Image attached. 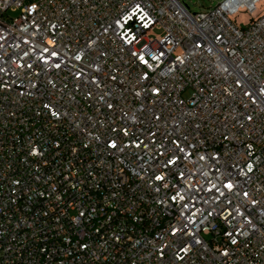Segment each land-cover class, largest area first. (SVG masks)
Segmentation results:
<instances>
[{
    "label": "built area",
    "instance_id": "obj_1",
    "mask_svg": "<svg viewBox=\"0 0 264 264\" xmlns=\"http://www.w3.org/2000/svg\"><path fill=\"white\" fill-rule=\"evenodd\" d=\"M0 264H264V0H0Z\"/></svg>",
    "mask_w": 264,
    "mask_h": 264
},
{
    "label": "rangeland",
    "instance_id": "obj_2",
    "mask_svg": "<svg viewBox=\"0 0 264 264\" xmlns=\"http://www.w3.org/2000/svg\"><path fill=\"white\" fill-rule=\"evenodd\" d=\"M184 4H186L192 13L200 12L206 10L210 7L216 6L222 0H181ZM233 22L239 25L242 28H245L247 25L246 23L249 20L248 14L242 13L234 16L232 18ZM159 34V32H157Z\"/></svg>",
    "mask_w": 264,
    "mask_h": 264
},
{
    "label": "water",
    "instance_id": "obj_3",
    "mask_svg": "<svg viewBox=\"0 0 264 264\" xmlns=\"http://www.w3.org/2000/svg\"><path fill=\"white\" fill-rule=\"evenodd\" d=\"M186 5V4H185ZM187 6V5H186ZM188 7V6H187Z\"/></svg>",
    "mask_w": 264,
    "mask_h": 264
}]
</instances>
